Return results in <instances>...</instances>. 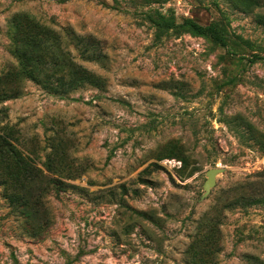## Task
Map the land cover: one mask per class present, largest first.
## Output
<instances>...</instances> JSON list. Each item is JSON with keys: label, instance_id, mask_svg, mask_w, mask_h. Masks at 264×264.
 Here are the masks:
<instances>
[{"label": "rangeland", "instance_id": "374dc122", "mask_svg": "<svg viewBox=\"0 0 264 264\" xmlns=\"http://www.w3.org/2000/svg\"><path fill=\"white\" fill-rule=\"evenodd\" d=\"M240 1L0 0V91L36 25L102 81L0 103V264H264V0ZM186 19L225 44L156 24Z\"/></svg>", "mask_w": 264, "mask_h": 264}, {"label": "trees", "instance_id": "16d2710c", "mask_svg": "<svg viewBox=\"0 0 264 264\" xmlns=\"http://www.w3.org/2000/svg\"><path fill=\"white\" fill-rule=\"evenodd\" d=\"M260 1L261 0H242L240 1V8L245 12H251L256 6H259ZM259 16L264 18L263 15ZM156 24L165 29H175L180 26L186 27L198 36L213 39L219 44H225L220 37V28L217 24L203 25L193 19H186L182 24H177L168 20H161L156 22ZM24 37H26L25 41L16 49V53L19 55L20 67H16V71H12L5 76V79H9V81H7L9 83L11 82L13 86L0 91V103L20 97L22 94V82L25 78L36 80L46 89L62 95L68 94L72 90H75L78 87H84L85 85L95 87L101 86L102 81L100 77L91 73L83 65H78L73 61L74 59L69 51V46L71 45L64 41L60 32L36 25L33 30L28 34H25ZM91 39L90 36H86L80 38V41ZM96 45L97 44H94L93 47H96ZM75 48L83 50V55L91 52V48L86 49V46L82 45V43L77 44ZM38 53L41 56L51 54L61 62L57 65L58 69L62 66L73 68V70L77 72L79 79L75 82H69L65 81V78H62L57 84L62 85L68 82L70 89L56 87L54 84L55 82L53 81L54 75H52L51 72L52 66L49 63L42 62L41 58L37 55ZM230 121L231 120L229 119L228 122ZM256 202H264V199Z\"/></svg>", "mask_w": 264, "mask_h": 264}, {"label": "water", "instance_id": "95a60500", "mask_svg": "<svg viewBox=\"0 0 264 264\" xmlns=\"http://www.w3.org/2000/svg\"><path fill=\"white\" fill-rule=\"evenodd\" d=\"M217 172H218V169L214 168V169L210 170L207 174L208 179H207L205 186H204L207 193L210 192L211 188L214 187L216 184Z\"/></svg>", "mask_w": 264, "mask_h": 264}]
</instances>
